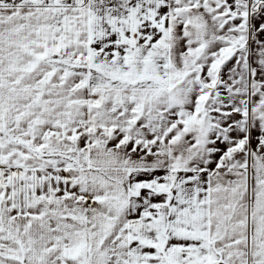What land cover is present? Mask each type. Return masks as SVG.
I'll return each instance as SVG.
<instances>
[{
    "label": "snow or ice",
    "instance_id": "1",
    "mask_svg": "<svg viewBox=\"0 0 264 264\" xmlns=\"http://www.w3.org/2000/svg\"><path fill=\"white\" fill-rule=\"evenodd\" d=\"M0 264H264V0H0Z\"/></svg>",
    "mask_w": 264,
    "mask_h": 264
}]
</instances>
